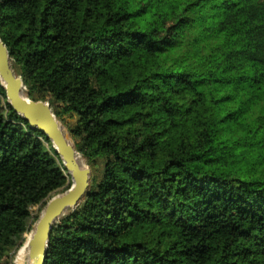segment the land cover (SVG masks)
<instances>
[{
	"label": "trees",
	"instance_id": "1",
	"mask_svg": "<svg viewBox=\"0 0 264 264\" xmlns=\"http://www.w3.org/2000/svg\"><path fill=\"white\" fill-rule=\"evenodd\" d=\"M0 38L90 168L44 264H264V0H0ZM1 99L10 263L71 179Z\"/></svg>",
	"mask_w": 264,
	"mask_h": 264
},
{
	"label": "water",
	"instance_id": "2",
	"mask_svg": "<svg viewBox=\"0 0 264 264\" xmlns=\"http://www.w3.org/2000/svg\"><path fill=\"white\" fill-rule=\"evenodd\" d=\"M0 81L5 88L7 101L31 128L43 132L52 142L70 174L71 185L63 192L49 198L38 217L28 243V256L32 264H44L52 226L70 208L76 206L86 193L90 180V168L79 155L69 133L64 130L50 103L43 99L29 98L24 92L22 78L16 74L8 50L0 38Z\"/></svg>",
	"mask_w": 264,
	"mask_h": 264
},
{
	"label": "rangeland",
	"instance_id": "3",
	"mask_svg": "<svg viewBox=\"0 0 264 264\" xmlns=\"http://www.w3.org/2000/svg\"><path fill=\"white\" fill-rule=\"evenodd\" d=\"M6 100H7V99H6ZM0 105H1V106H4V100L1 99V103H0ZM57 119L59 120V122H60V124L62 125V127L64 128V130H66V131L69 133V126L75 121V117H74V116H71V115H68V114H64V115L62 116V118H58V117H57ZM69 136H70V134H69ZM70 138H71V136H70ZM71 140H72V138H71ZM72 141H73V140H72ZM83 160H84V159H83ZM88 167H89V166H88ZM58 193H60V192H58ZM55 194H57V192H56V193H51V195L48 196V197L45 199V202H44V203H40V204H38V205H36V206H32V207H31V214H32L33 223H32V226H31L30 231H28V232L25 234V240H26V237H27L30 233H32V230H33V228H34V225H35V223H36L38 217L40 216L41 211H42V209L44 208L46 202L49 200L50 197H52V196L55 195ZM76 206H77V205H76ZM74 207H75V206H74ZM74 207H72V208H70V209H68V210H71V209H73ZM68 210H67V211H68ZM67 211H66V212H67ZM66 212H65V213H66ZM65 213H64V214H65ZM34 216H38V217H37L36 219H34ZM25 240H24V242H25ZM24 242H23V243H24ZM22 245H23V244H22ZM22 245H21V246H22ZM21 246H20V248H21ZM20 248H19L18 251L16 252V255L14 256L12 262L9 263V262H7V261H1L0 264H14V263H15V260H16V258H17V256H18V252H19Z\"/></svg>",
	"mask_w": 264,
	"mask_h": 264
},
{
	"label": "bare ground",
	"instance_id": "4",
	"mask_svg": "<svg viewBox=\"0 0 264 264\" xmlns=\"http://www.w3.org/2000/svg\"><path fill=\"white\" fill-rule=\"evenodd\" d=\"M76 158L77 160L80 162V163H83L82 162V158L79 156V155H76ZM33 232V230H32ZM31 235L32 233H30L27 237H26V240L25 242L23 243V245L21 246L19 252H18V256L15 260V263L14 264H32L34 258H30L28 256V243H29V240L31 238Z\"/></svg>",
	"mask_w": 264,
	"mask_h": 264
}]
</instances>
